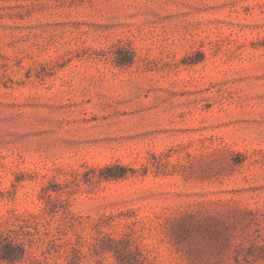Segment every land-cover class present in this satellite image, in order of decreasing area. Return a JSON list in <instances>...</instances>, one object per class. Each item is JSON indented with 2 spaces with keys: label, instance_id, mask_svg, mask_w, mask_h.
<instances>
[{
  "label": "rangeland",
  "instance_id": "obj_1",
  "mask_svg": "<svg viewBox=\"0 0 264 264\" xmlns=\"http://www.w3.org/2000/svg\"><path fill=\"white\" fill-rule=\"evenodd\" d=\"M0 264H264V0H0Z\"/></svg>",
  "mask_w": 264,
  "mask_h": 264
}]
</instances>
